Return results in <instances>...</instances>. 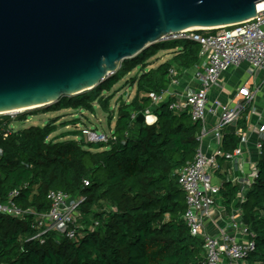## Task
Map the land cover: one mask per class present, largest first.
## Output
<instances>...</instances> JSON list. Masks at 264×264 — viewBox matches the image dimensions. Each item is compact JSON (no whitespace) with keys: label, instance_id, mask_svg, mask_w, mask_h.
I'll return each mask as SVG.
<instances>
[{"label":"trees","instance_id":"obj_1","mask_svg":"<svg viewBox=\"0 0 264 264\" xmlns=\"http://www.w3.org/2000/svg\"><path fill=\"white\" fill-rule=\"evenodd\" d=\"M161 52L171 58L153 67L151 61ZM199 52L200 46L191 41L155 43L124 60L94 89L32 114L77 109L93 113L94 105L106 112L107 94L139 70L123 84L134 96L116 102L115 142L108 145L86 143L83 137L65 140L66 135L50 139L52 123L16 129L14 124L28 116L0 115V203L12 200L21 209L44 214L49 191L83 199L73 240L53 232L32 239L38 233L33 215L0 213V264H206L202 238L191 236L184 222V193L177 182L178 172L193 161L200 146V124L192 123L186 112L170 111V98L151 102L152 94L170 86V70L179 79L199 63ZM146 110L156 120L137 124L136 116ZM240 142L239 135H229L221 148L229 153ZM260 142L256 177L246 187L243 203H238L240 186L227 176L223 158L215 171L219 204L227 212L239 208L254 243L242 261L250 264H264V137ZM13 191L18 195L11 198Z\"/></svg>","mask_w":264,"mask_h":264},{"label":"water","instance_id":"obj_2","mask_svg":"<svg viewBox=\"0 0 264 264\" xmlns=\"http://www.w3.org/2000/svg\"><path fill=\"white\" fill-rule=\"evenodd\" d=\"M263 1L0 0V115L90 91L166 34L242 23Z\"/></svg>","mask_w":264,"mask_h":264},{"label":"built area","instance_id":"obj_3","mask_svg":"<svg viewBox=\"0 0 264 264\" xmlns=\"http://www.w3.org/2000/svg\"><path fill=\"white\" fill-rule=\"evenodd\" d=\"M173 41H191L200 46L199 63L195 66L194 72V78L198 83L197 90L187 94L184 98L174 97L168 89L151 95L152 103L170 98L171 101L168 105L170 111L175 113L186 112L192 123L200 124L198 136L200 146L193 161L182 167L177 177L178 185L183 191L185 199L183 219L190 235L202 238L206 264L242 262L254 250V243L247 228L241 225L240 238L228 234L223 229H218L219 239L207 232L205 220L211 219L212 205L219 193L220 185L213 182L219 158H223L228 163L229 171L238 173L235 177H231V181L240 186L238 203L244 202L243 189L253 183L256 177L255 170L250 176L245 174L241 147L229 153L223 152L220 130L237 122L247 109L250 110L251 114L262 119L264 104L261 114H259L253 104L259 88L254 90L245 87L239 88L234 95L237 102L230 106L223 105L219 101L211 103L208 100V95L222 74L243 63L248 66L251 72L261 73L264 84V1L256 6V16L250 20L212 30L189 29L169 33L157 43ZM170 76L171 84H176L177 73L170 70ZM143 115L146 124H152L156 120V117L148 110ZM208 115L216 117L215 127L211 131L207 127ZM149 117L152 118L151 122L147 121ZM81 133L86 143L108 145L115 142L111 130L105 134L85 128L82 129ZM210 133L217 144V149L212 154H206L201 149V142ZM258 133L259 139L255 144L257 153L261 148L260 141L264 137V121L259 125ZM241 141L245 142V138L241 137ZM17 195L18 192L13 191L9 197L12 198ZM47 199L49 210L44 214H35L29 209H21L12 200L0 203V213L16 218H22L29 214L33 215L38 233L32 239L40 238L52 232L69 240L75 239L77 232L76 217L83 199L71 198L60 191H49ZM235 211L233 215L240 216L239 208ZM233 215L231 221L235 224V216Z\"/></svg>","mask_w":264,"mask_h":264},{"label":"crops","instance_id":"obj_4","mask_svg":"<svg viewBox=\"0 0 264 264\" xmlns=\"http://www.w3.org/2000/svg\"><path fill=\"white\" fill-rule=\"evenodd\" d=\"M195 67L184 71L181 77L177 80V83L170 85L168 91L177 98H184L187 94L197 90L198 83L194 78ZM245 87L250 90L259 88V91L255 97L253 104L257 108L259 114H261L262 106L264 104V84L262 83V75L259 72H251L246 64H241L238 67H232L227 72L222 74L220 80L216 85H214L208 95L209 102L219 101L223 105L230 106L233 103L237 102L234 99L235 93L239 88ZM264 121V114L262 119H259L258 116L251 114L250 110H246L241 118L226 127H223L220 130L222 139L223 137L229 135H235L245 138V142H240L239 147L243 150L242 160L245 163V174L250 176L255 170V165L258 157L257 150L255 148L256 141L259 139V125ZM216 117L208 115L207 117V127L211 131L215 127ZM201 149L206 154H212L217 149V144L214 142L212 134L208 136L201 142ZM227 164V162L224 161ZM227 176L230 178L235 177L238 173L229 171V168L226 169ZM240 176V175H239ZM213 182L217 185H220V180L215 175L213 176ZM242 189V188H241ZM246 192V187L243 189V194ZM235 209L230 210L229 212L219 204L218 198H215V201L212 205V216L211 219L205 220V227L207 232L217 238L220 237L218 229H223L230 235H234L240 238L241 231V217L235 214ZM235 216V224L231 221V216ZM237 224V225H236ZM220 239V238H219ZM239 264H250L248 262H241Z\"/></svg>","mask_w":264,"mask_h":264},{"label":"rangeland","instance_id":"obj_5","mask_svg":"<svg viewBox=\"0 0 264 264\" xmlns=\"http://www.w3.org/2000/svg\"><path fill=\"white\" fill-rule=\"evenodd\" d=\"M157 59H153L152 66L156 67L160 63L168 61L171 56L167 55L163 52L159 53ZM139 70L133 71L131 74L123 78L117 86L113 88L111 92H109L108 98L109 101V110L104 111L100 105H94V112H85L81 110H62L59 112H50V113H43L39 115H32L36 113V111H43L44 108L42 107L39 109L23 111L18 113H12L9 115H5L10 117L11 119H16L19 116H28L25 122H16L14 127L16 129H23L29 126H38L43 127L48 123H52L55 125V131L50 136L51 138L60 137L61 135H66L67 138L65 140L73 139L75 141L82 140V129L88 128L91 131L96 133H105L113 130L116 120V102L122 98L123 101L129 102L134 96V90L125 88L124 89V82L128 80L131 76H134L138 73ZM127 92V94H126ZM256 108H259L256 106ZM108 114L113 115V119H108ZM96 148V146H93ZM103 150V148H100ZM78 220V219H77ZM79 225V224H78Z\"/></svg>","mask_w":264,"mask_h":264},{"label":"bare ground","instance_id":"obj_6","mask_svg":"<svg viewBox=\"0 0 264 264\" xmlns=\"http://www.w3.org/2000/svg\"><path fill=\"white\" fill-rule=\"evenodd\" d=\"M187 30H189V29H187ZM167 35V34H166ZM22 111H24V110H20V111H16V112H10L11 114L12 113H18V112H22ZM147 121L148 122H151L152 121V118L151 117H149L148 119H147Z\"/></svg>","mask_w":264,"mask_h":264}]
</instances>
